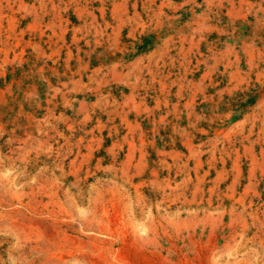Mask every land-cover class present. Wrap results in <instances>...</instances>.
<instances>
[{
	"label": "rangeland",
	"instance_id": "374dc122",
	"mask_svg": "<svg viewBox=\"0 0 264 264\" xmlns=\"http://www.w3.org/2000/svg\"><path fill=\"white\" fill-rule=\"evenodd\" d=\"M0 264H264V0H0Z\"/></svg>",
	"mask_w": 264,
	"mask_h": 264
}]
</instances>
